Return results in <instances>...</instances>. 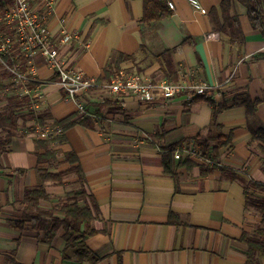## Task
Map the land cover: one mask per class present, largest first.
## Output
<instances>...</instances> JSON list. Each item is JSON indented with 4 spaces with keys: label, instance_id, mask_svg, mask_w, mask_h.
<instances>
[{
    "label": "crops",
    "instance_id": "crops-1",
    "mask_svg": "<svg viewBox=\"0 0 264 264\" xmlns=\"http://www.w3.org/2000/svg\"><path fill=\"white\" fill-rule=\"evenodd\" d=\"M51 1V36L71 37L57 42L60 58L88 76L101 81L108 65L115 66L111 78L125 71L151 80H178L184 72L219 85L212 95L215 100L232 101L243 93L264 99V60L253 59L264 52V37L252 28L239 0H234L233 9L246 36L243 46L232 45L216 29L222 21V0H199L207 13L196 10L189 0H171L172 13L150 23L143 21L144 0ZM38 2L44 6L45 0ZM211 32H219L220 37L207 39ZM122 54L131 57H122L117 65ZM35 65L37 84L30 88L31 98L40 92L42 100L19 111L47 112L50 121L73 117L75 125L65 131L66 140L53 143L61 162L51 170L70 167L64 161L66 153L78 155L87 191L81 203L93 200L100 211L94 221L98 232L86 240L97 260L81 261L75 250L65 252L63 228L52 244H46L38 242L30 228L20 231L11 226L10 221L23 214L26 189L41 184L40 136L29 132L37 122L20 117L9 149H0V264H6L5 253L13 250L23 264H245L241 250L246 243L241 236L260 221L246 208L245 182L264 183L260 168L264 154L256 142L250 143L249 125H264V101L253 119L247 117L245 105L223 109L213 135L232 133V145L208 156L214 163L173 156L177 181L164 171L162 148L196 146L194 137L212 121L209 100L179 95L151 103L127 93H111L100 85L79 97L87 106L81 113L77 103L66 98L43 55H36ZM184 159L193 165L178 166ZM44 185L50 197L40 205L48 209L66 202V195L81 184L76 174L69 173L61 183Z\"/></svg>",
    "mask_w": 264,
    "mask_h": 264
},
{
    "label": "trees",
    "instance_id": "trees-1",
    "mask_svg": "<svg viewBox=\"0 0 264 264\" xmlns=\"http://www.w3.org/2000/svg\"><path fill=\"white\" fill-rule=\"evenodd\" d=\"M3 1L0 0V14ZM247 9L248 20L254 30H257L264 37V0H239ZM145 9L143 21L150 23L160 20L163 17L169 16L172 12L167 0H144ZM222 21L216 29L229 37L232 45L243 46L246 43V36L241 26L240 16L238 12H234V0H222ZM131 57L120 55L117 61L121 58ZM20 59L26 60L24 57ZM255 60H264V52H259L253 55ZM18 60V59H17ZM117 65L119 61L116 62ZM116 65V66H117ZM114 65H108L105 68V76L100 79V82H107L111 78ZM13 77L11 72L0 66V149L7 151L12 144V140L18 133L20 117H27L41 125L42 127L49 126L51 131L47 138L38 140V177L40 185L34 188H28L24 194V209L20 218L10 221L12 227L17 230H25L30 228L35 232V239L40 243L52 244L57 232L64 229L63 237L66 240L65 252L75 250L78 253V259L83 261L92 259L97 260L92 251L87 247L86 240L95 235L98 230L94 227V221L98 218L100 211L97 204L92 200V204L82 200H86L87 191L85 189V174L78 155L75 152L66 153L64 161L70 163V167L66 170L52 171V168H57L60 164V159L56 150L53 148L54 142H64L66 140L65 131L75 125L73 117L70 115L66 118L50 121L52 116L45 112L43 114H35L29 111L28 115L20 114V105L28 101L29 95L20 97L19 95H8L5 91L8 88L6 79ZM37 84L36 79H32L28 83V88H33ZM2 95H4L2 97ZM197 99H207L212 105V121L211 124L204 128L197 136L194 137L195 145L202 151L203 156L208 157L224 147L231 146L233 142V134L213 135L215 127H219L217 123L218 114L225 108L236 105H245L247 107V117L255 118L259 104L264 99H252L249 93L237 95L232 101L226 99L215 100L212 96L201 95ZM5 101L1 105V102ZM50 119V120H49ZM249 130L252 135L251 144L256 142V147L264 154V125H249ZM29 132H37L36 127L29 128ZM164 171L176 178L178 181L179 174L173 162V154L176 146L162 148ZM181 161V160H180ZM46 163V166H41ZM190 167L193 162L189 159H184L179 162L178 166ZM261 171L264 173V157L261 162ZM22 173L23 170H20ZM74 173L79 177L80 188L69 192L66 195V202L62 205L53 208H43L40 205L42 199H48L50 195L45 188L46 181L61 183L66 178L67 174ZM205 173V171H204ZM259 192V193H258ZM264 183L258 181L245 182L246 208L255 212L260 217L259 223L255 226L252 232H243L241 240L246 243V248L242 249V253L246 255L245 264H263L264 258ZM92 205V206H91ZM17 251L5 253L6 264H23L17 260Z\"/></svg>",
    "mask_w": 264,
    "mask_h": 264
},
{
    "label": "built area",
    "instance_id": "built-area-1",
    "mask_svg": "<svg viewBox=\"0 0 264 264\" xmlns=\"http://www.w3.org/2000/svg\"><path fill=\"white\" fill-rule=\"evenodd\" d=\"M189 2L196 10L208 12L199 0ZM168 4L174 9L175 5L171 0H168ZM53 9L51 0H45L44 6H41L38 0L3 1L0 14V66L9 70L15 81L27 86L37 74L36 55H43L49 67L56 73L57 83L65 91L66 98L75 101L81 113L86 112L87 106L79 97L100 85L111 93L123 92L151 103L160 100L167 102L179 95H184L187 100L201 95L212 96L219 89V85L213 86L206 80L194 78L184 72L178 80H151L139 73L119 71L109 81L102 83L98 77L88 76L79 67L70 66L60 58L57 42L69 41L71 37L68 33H62L57 39L51 36L48 18ZM206 37L217 39L220 33L211 32ZM21 57L26 61L22 63L17 60ZM234 74L235 70L231 72L227 82L231 81ZM29 90L26 92L30 93ZM40 100L42 94L38 92V95L32 98L33 107L38 106ZM36 130L41 138H47L51 131L49 126L42 127L38 123ZM184 156H195L214 163L211 158L203 156L196 146L174 151L176 159Z\"/></svg>",
    "mask_w": 264,
    "mask_h": 264
},
{
    "label": "rangeland",
    "instance_id": "rangeland-1",
    "mask_svg": "<svg viewBox=\"0 0 264 264\" xmlns=\"http://www.w3.org/2000/svg\"><path fill=\"white\" fill-rule=\"evenodd\" d=\"M6 83L8 85V88L5 91L6 94H9V92H10V95H19L20 97H23L25 95H29V97H30L29 102L28 101H25V102H23L20 105V107L22 109H25V110L28 109L29 110V108L33 107L32 98H31V93L32 92H30V93H27L26 92V90H29L30 89V88L27 89L28 88V85L26 86V85H24L22 83H19V82L15 81L13 79V77L8 78L7 81H6ZM29 91H31V90H29ZM3 96L4 95H2V97ZM3 102H5V101H3ZM3 102H1V104Z\"/></svg>",
    "mask_w": 264,
    "mask_h": 264
}]
</instances>
